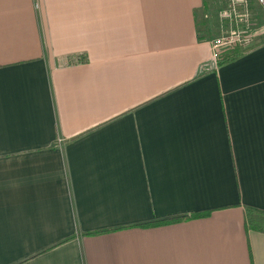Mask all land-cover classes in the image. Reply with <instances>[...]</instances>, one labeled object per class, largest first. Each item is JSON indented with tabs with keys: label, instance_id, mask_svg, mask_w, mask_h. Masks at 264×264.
Instances as JSON below:
<instances>
[{
	"label": "crops",
	"instance_id": "crops-1",
	"mask_svg": "<svg viewBox=\"0 0 264 264\" xmlns=\"http://www.w3.org/2000/svg\"><path fill=\"white\" fill-rule=\"evenodd\" d=\"M221 1L0 0V264H264V20L206 67Z\"/></svg>",
	"mask_w": 264,
	"mask_h": 264
},
{
	"label": "built area",
	"instance_id": "built-area-1",
	"mask_svg": "<svg viewBox=\"0 0 264 264\" xmlns=\"http://www.w3.org/2000/svg\"><path fill=\"white\" fill-rule=\"evenodd\" d=\"M35 7L38 8L37 2ZM255 7L264 13V0H227L226 8L221 10L218 16L221 34L210 42L212 64L206 67L216 69L217 57L221 51L245 50L252 45L255 37L259 35L256 28L258 19ZM61 143L62 140H57L58 145Z\"/></svg>",
	"mask_w": 264,
	"mask_h": 264
},
{
	"label": "trees",
	"instance_id": "trees-1",
	"mask_svg": "<svg viewBox=\"0 0 264 264\" xmlns=\"http://www.w3.org/2000/svg\"><path fill=\"white\" fill-rule=\"evenodd\" d=\"M241 51L240 49L239 50L231 49L220 52L217 57V66L222 67L224 65L234 62L243 55V52ZM207 215H208L207 213H203L200 215H196L194 217H205ZM245 218L248 229L254 232L264 233V212H259L253 209H246ZM185 219H187L186 216L174 217L168 220H162L150 224H144L142 227H150V226L162 225V224H174L181 222Z\"/></svg>",
	"mask_w": 264,
	"mask_h": 264
},
{
	"label": "rangeland",
	"instance_id": "rangeland-1",
	"mask_svg": "<svg viewBox=\"0 0 264 264\" xmlns=\"http://www.w3.org/2000/svg\"><path fill=\"white\" fill-rule=\"evenodd\" d=\"M211 3L214 5V9H213L214 13H216L224 5L223 1H221V0H211ZM255 8L257 9V7H255ZM257 19L264 20V13L262 11L257 13ZM257 23H258V20H257ZM256 26H257V24H256ZM256 28H258V26Z\"/></svg>",
	"mask_w": 264,
	"mask_h": 264
}]
</instances>
